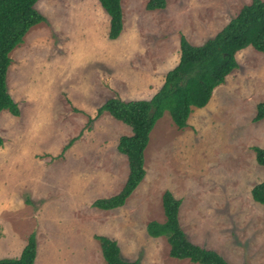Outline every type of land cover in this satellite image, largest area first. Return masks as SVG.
<instances>
[{"label":"rangeland","instance_id":"rangeland-1","mask_svg":"<svg viewBox=\"0 0 264 264\" xmlns=\"http://www.w3.org/2000/svg\"><path fill=\"white\" fill-rule=\"evenodd\" d=\"M147 1L121 0L122 31L111 40L98 0H36L45 20L11 51L6 74L20 113L0 112V211L8 217L0 218V253L7 258L34 234V264H105L100 235L127 261L194 264L170 257L166 238L147 233L150 221L164 220L169 191L181 201L180 227L192 244L230 264H264V205L250 194L264 181L253 150L264 149V119L254 121L264 100V54L251 46L236 53L238 67L207 105L192 107L185 128L169 125L168 112L155 123L145 176L125 204L92 206L123 188L129 167L117 144L131 133L106 112L95 117L96 109L109 98L154 95L179 60L182 36L201 45L251 2L166 0L148 11Z\"/></svg>","mask_w":264,"mask_h":264},{"label":"trees","instance_id":"trees-1","mask_svg":"<svg viewBox=\"0 0 264 264\" xmlns=\"http://www.w3.org/2000/svg\"><path fill=\"white\" fill-rule=\"evenodd\" d=\"M166 0H148L146 10L164 9ZM110 16L108 38L116 39L122 31L123 14L121 0H98ZM36 0H0V112L7 110L18 116L17 103L7 92L6 74L11 63V51L23 42V37L44 17L35 9ZM180 56L177 65L169 71L161 88L149 100L122 101L109 98L96 110L99 117L104 112L128 126L131 135L120 136L117 151L127 158L129 173L119 193L96 199L92 206L100 210H114L123 206L145 176L144 151L155 123L168 112L173 124L183 129L192 107L202 108L209 102L214 88L225 82L226 77L238 67L235 55L251 46L264 54V0H251L218 33L201 45L190 44L185 37L179 41ZM264 119V100L257 103L254 121ZM89 121V125L91 124ZM89 127V126H88ZM78 137V136H77ZM64 146V151L75 141ZM0 137V146L2 145ZM255 161L264 168V149L253 148ZM253 202L264 205V181L250 191ZM181 201L171 192L164 191L163 223L150 222L147 233L153 238L165 237L169 244V256L187 259L194 264H230L214 250L192 244L180 227L178 209ZM105 264H138L124 260L117 243L108 237L97 235ZM36 240L30 234L18 258L0 259V264H34Z\"/></svg>","mask_w":264,"mask_h":264},{"label":"crops","instance_id":"crops-1","mask_svg":"<svg viewBox=\"0 0 264 264\" xmlns=\"http://www.w3.org/2000/svg\"><path fill=\"white\" fill-rule=\"evenodd\" d=\"M103 9V8H102ZM109 30V29H108ZM108 34V33H107ZM193 45V44H192ZM178 63V62H177ZM177 65V64H176ZM168 73V72H167ZM166 73V74H167ZM166 76V75H165ZM164 80H165V78H164ZM148 82L150 83V80H148ZM164 83V82H163ZM163 83H162V85H163ZM148 84H146V86H147ZM161 85V86H162ZM148 88V90H149V87L147 86V87H145V89H147ZM161 88V87H160ZM159 88V89H160ZM11 96V95H10ZM151 96V92H149L148 94H147V96H145L143 99H140V100H149V99H151L152 98V96ZM11 98H12V96H11ZM13 99V98H12ZM14 100V99H13ZM107 100V99H106ZM105 100V101H106ZM14 101H16V100H14ZM104 101V102H105ZM130 101H138V100H130ZM17 102V101H16ZM18 105V104H17ZM102 105V104H101ZM19 108V107H18ZM97 110V109H96ZM19 113H20V109H19ZM169 114V113H168ZM166 115H167V112H165L164 113V115H163V117H166ZM170 116V115H169ZM15 117H17V116H15ZM169 122H170V124L169 125H171V123L173 124V122H172V119H171V117H170V120H169ZM174 125V124H173ZM175 126V125H174ZM176 127V126H175ZM152 131H153V129H152ZM152 131H151V133H152ZM150 133V134H151ZM130 135H131V133H130ZM127 136H129V135H127ZM0 137L2 138V136L0 135ZM149 137H150V135H149ZM2 142H3V139H2ZM2 145H3V143H2ZM1 145V146H2ZM0 146V147H1ZM128 163V162H127ZM252 189V188H251ZM251 191V190H250ZM115 195V194H114ZM113 196V195H112ZM162 209V211H163V208H161ZM5 210H1L0 211V218L1 219H8V217L7 216H4L5 215V212H4ZM163 213V212H162ZM15 217V216H14ZM163 218H164V220L162 221V222H159V223H163L164 221H165V216H164V214H163ZM179 220V219H178ZM151 222V221H150ZM179 224H180V221H179ZM182 228V227H181ZM182 230H183V228H182ZM183 232H184V230H183ZM185 233V232H184ZM186 234V233H185ZM114 241V240H113ZM17 251V250H16ZM21 251H22V248L21 249H19L18 250V252H17V254L16 255H12L11 257H19V255L21 254ZM7 256V255H6ZM5 255H2L1 253H0V259H3V258H7Z\"/></svg>","mask_w":264,"mask_h":264},{"label":"clouds","instance_id":"clouds-1","mask_svg":"<svg viewBox=\"0 0 264 264\" xmlns=\"http://www.w3.org/2000/svg\"><path fill=\"white\" fill-rule=\"evenodd\" d=\"M131 262H133V261H131Z\"/></svg>","mask_w":264,"mask_h":264}]
</instances>
